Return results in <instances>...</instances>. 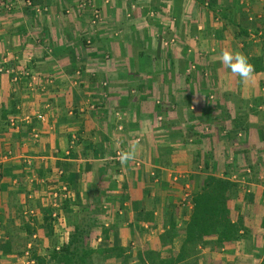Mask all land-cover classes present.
<instances>
[{"label": "crops", "instance_id": "obj_1", "mask_svg": "<svg viewBox=\"0 0 264 264\" xmlns=\"http://www.w3.org/2000/svg\"><path fill=\"white\" fill-rule=\"evenodd\" d=\"M261 1L208 0L205 7V0H0V69L29 70L44 84L30 93L24 81L13 84V75H0V111L10 97L19 101L17 114L9 118L16 129L0 132V167L14 171L12 179L0 180L5 187L0 221L5 223L10 211L14 216L17 205L35 211L29 219L40 221L38 209L52 207L51 192L67 184L70 206L63 209L65 201L59 200L53 209L57 239L65 240L64 230L89 206L98 221L95 249L100 229L116 225L121 246L139 251L163 232L168 207L188 217L191 210L181 206L185 186L191 195L199 191L210 157L207 173L237 185L235 201L260 239L251 253L239 244L217 257L228 264H260L264 71L242 80L219 56L224 50L248 60L262 54L264 36L252 39L264 34ZM92 9L101 15L95 27ZM245 18L251 27L242 40L238 27ZM252 25L260 27L257 33ZM129 152L134 158L122 163ZM25 167L29 172L23 175ZM141 188L150 195L139 197V211L153 212L154 230L136 221L126 201ZM251 197L255 215L247 203ZM39 226L27 248L42 245V253L36 251L45 256L51 242ZM25 261L10 257L4 264Z\"/></svg>", "mask_w": 264, "mask_h": 264}, {"label": "trees", "instance_id": "obj_2", "mask_svg": "<svg viewBox=\"0 0 264 264\" xmlns=\"http://www.w3.org/2000/svg\"><path fill=\"white\" fill-rule=\"evenodd\" d=\"M250 27L246 18L242 19L238 27V37L242 40L248 39L247 31ZM251 29L257 33L260 27L252 25ZM249 62L254 66V74L264 71V46L262 54L252 57ZM18 104V99L12 96L7 108L0 111V132L7 133L8 120L17 114ZM209 160L210 157L204 162L206 167L203 168V173L206 175L202 178L200 189L191 197L192 209L188 217L186 219L183 215L178 217L176 206H172L170 211H165L163 232L156 237L154 243L144 246L139 251L130 245L121 246L120 240L114 234L116 225L100 229L101 244L95 249L92 244L97 240L94 234L98 221L93 215L94 208L91 209L89 206L80 208L83 213L77 222L64 230L68 235L64 237V242L59 243L52 228L54 223L52 215L56 212L52 207L46 205L38 209L40 221L37 219L33 221L24 216L22 205H17L13 207L14 216L10 211L5 223L0 221V264H4L10 257L29 260L33 264H228L217 257L225 249H234L242 244L244 252L251 253L260 247V239L253 237L254 231L248 222L251 220L242 213V205L235 201L238 197V187L228 178H219L207 173L210 170ZM154 161L155 165L158 164L159 158ZM13 172L2 170L0 167V180L12 179ZM22 172L24 175L29 171L25 167ZM75 180L78 181L79 177L75 176ZM61 183L66 184L65 180H61ZM162 188L165 189L166 186L162 185ZM0 190H5V187H0ZM149 195V190L141 188L139 192H133L132 201L128 198L126 201L136 214V221L147 224L154 230L156 225L153 212H145L142 209L139 211V197H142L143 201ZM75 202L77 204L79 200ZM247 203L253 205L252 213L255 215L257 207L254 205V198H249ZM69 204L65 201L62 208L67 209ZM177 220L180 223H177ZM15 222L18 226H15ZM32 222L35 225H31ZM37 226L45 228L46 237L49 243L51 242L50 250L45 256H41L37 254L35 248H31L29 257H25L27 246L34 245L33 238L37 233L35 229ZM15 227L18 229H14ZM261 228L264 230V222L261 223ZM176 243L179 244L177 249ZM260 264H264V258Z\"/></svg>", "mask_w": 264, "mask_h": 264}, {"label": "built area", "instance_id": "obj_3", "mask_svg": "<svg viewBox=\"0 0 264 264\" xmlns=\"http://www.w3.org/2000/svg\"><path fill=\"white\" fill-rule=\"evenodd\" d=\"M263 7H264V0H262L260 2ZM205 4V7L207 6L208 4V0H205L204 2ZM252 20L250 19V22ZM91 25L92 26H97L99 25V23L101 22V15H100V12L96 9H92L91 10ZM264 36V34L262 32H258L257 34L254 35V37L252 39H255V40H259L261 39L262 37ZM192 70H196V68H192ZM2 74H5L7 76H12L13 75V78L11 79V83L13 84H18V83H21L22 81L25 82V87L26 89L30 92V93H33L35 92L36 90H43L44 89V84L40 82V80L34 76V74L31 73V71L29 70H26V69H23V70H20V71H16L13 72L11 70H7V69H0V75ZM208 76V75H207ZM262 94L264 95V88L261 90ZM212 99V98H211ZM90 108H94L93 107H90ZM261 111H264V107H260L259 108ZM37 120L40 121V122H43L44 121V117L42 115H37ZM16 122L15 120L11 119L9 120V127L10 128H13V129H16ZM34 139L37 140L38 139V135L35 133L34 135ZM118 158H120V154L117 155ZM246 175H250V171L247 170L246 171ZM62 176V174H60ZM233 181H236L235 178H232ZM174 181H177V178H174ZM35 181L32 179L30 181V183H34ZM37 184H42L40 182H37ZM191 193L189 191V187L188 185L185 186V190H184V195H183V199L181 201V206L183 208H186L188 210H191L192 209V205H191ZM69 198V194H68V190H67V186L66 185H61L59 186L58 190H54L51 192V196H50V199H51V202H52V209H56V205H55V202L59 201V200H63V201H66L68 200ZM24 216L29 219H33L36 217V213L35 211L31 210V211H25L24 212ZM52 219L55 221L57 220V214L54 213L52 215ZM0 237H1V234H0ZM29 250H30V246L27 248V253L25 254V257H29ZM27 261V264H33L32 262H29V260H26Z\"/></svg>", "mask_w": 264, "mask_h": 264}, {"label": "clouds", "instance_id": "obj_4", "mask_svg": "<svg viewBox=\"0 0 264 264\" xmlns=\"http://www.w3.org/2000/svg\"><path fill=\"white\" fill-rule=\"evenodd\" d=\"M219 60L231 73L238 75L242 80L251 79L254 74V66L246 56L238 51L224 50ZM133 158L134 154L129 152L121 157V162L124 163Z\"/></svg>", "mask_w": 264, "mask_h": 264}, {"label": "rangeland", "instance_id": "obj_5", "mask_svg": "<svg viewBox=\"0 0 264 264\" xmlns=\"http://www.w3.org/2000/svg\"><path fill=\"white\" fill-rule=\"evenodd\" d=\"M170 208H171V207H170ZM170 208L168 207L169 210H170ZM33 223H34V222H33ZM59 223H60V222H59ZM34 225H35V224H34ZM56 226H57V225H56ZM14 229L17 230L18 227H15ZM16 233H18V232H16ZM57 234H58V233H57ZM18 236H19V234L17 235V237H18ZM59 236H60V239H57L58 242H59V243L64 242V239H63V240L61 239L62 236H61V235H59ZM62 238H63V237H62ZM35 245H36V247H37L36 250H38V251H40V252L42 253V250L44 249L43 246H42V245H38V244H35ZM24 261H25V260H24ZM25 262H27V261H25ZM241 262H242L241 264H249V263H250V261H248V260H247V261H245V260H241Z\"/></svg>", "mask_w": 264, "mask_h": 264}]
</instances>
